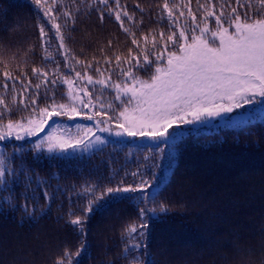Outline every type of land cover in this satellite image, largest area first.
Segmentation results:
<instances>
[{
    "label": "trees",
    "instance_id": "trees-1",
    "mask_svg": "<svg viewBox=\"0 0 264 264\" xmlns=\"http://www.w3.org/2000/svg\"><path fill=\"white\" fill-rule=\"evenodd\" d=\"M162 2L120 0V5L134 14L135 22L142 20L137 26L125 18L126 26L134 29L137 37L150 29L157 34L161 30L169 34V21L160 20L158 6ZM251 2L253 10L261 11L259 0ZM109 3L115 9V0ZM199 3L204 4L205 0ZM231 3L236 6L235 0ZM190 6L198 18L203 14L197 12V0H191ZM57 7L75 14V24L68 20L64 27L65 43L80 60L96 57L103 66V55L111 56L113 51L127 54L128 48L134 47L119 28L114 14L105 11V18L100 21L97 9L104 11L105 6L98 0L91 3L63 0L62 6ZM184 11L187 14V9ZM214 11L219 14V5ZM176 15L179 16V12ZM66 19L61 12L57 22L63 24ZM208 22L214 26L215 18H209ZM179 23L183 25L185 20L181 18ZM37 24H45L48 32L44 44L38 39ZM109 40L113 42L112 49L107 48ZM58 47L51 26L44 22L31 0H0V82L4 81V70L14 69V74L19 76L23 68L34 85L38 82L31 76L34 65L51 69L59 63L61 72L70 74L74 73L73 66L80 70L71 59L69 67H63L64 57ZM101 47L105 48L103 54ZM45 48L53 54L49 61L42 59ZM90 74L99 78L94 72ZM139 75L147 78L144 73ZM12 83L8 81L7 90L0 87V95L9 102ZM15 84L21 89L19 81ZM66 90V86L55 89L57 102L67 99L62 97ZM40 92L43 97V87ZM104 93L96 86L90 89L93 98L101 96L106 105L110 96ZM44 103L41 98V106ZM21 115L27 112L15 111L11 118ZM216 118L218 116L210 120L212 123H204L210 119L204 118L198 123L183 125L174 158L165 150L158 160L154 159L149 151L152 143L139 141V137L118 139L103 133L100 134L105 141L124 140L126 143L108 142L69 157L46 151L25 152L24 169L32 179H27L25 171L12 178L11 196L15 207L3 203L9 192L0 190V264H55L65 247L75 252L81 235L65 223V214L70 208L78 209L88 198L81 189L97 184L98 193L101 187H115L121 181L135 184L139 176L134 177L133 172L155 173L152 191L159 192L156 203H165L167 211L157 213L151 220L144 238L139 240L138 252L124 253L125 245L130 243L123 235L124 229L132 221L139 223L138 210L143 203L135 199V193L127 194L132 197L128 200L106 198L98 202L85 221L83 242L86 248L79 256V264H131L136 255L143 264L149 261L152 264H264V111L259 108L249 115L221 123ZM57 119L67 126L94 124L81 118ZM29 139L34 142L36 138ZM5 147L10 150L12 145ZM98 147L103 150L96 151ZM12 163L13 167H18L21 160L17 158ZM38 178L46 183L37 187ZM45 191L50 194L48 200L43 196ZM22 194L29 199L26 201ZM33 194L35 200L31 199ZM24 204L34 211L33 215L24 212L21 207Z\"/></svg>",
    "mask_w": 264,
    "mask_h": 264
},
{
    "label": "snow or ice",
    "instance_id": "snow-or-ice-1",
    "mask_svg": "<svg viewBox=\"0 0 264 264\" xmlns=\"http://www.w3.org/2000/svg\"><path fill=\"white\" fill-rule=\"evenodd\" d=\"M31 2L55 29L58 51L64 57L63 67L68 68L71 59L74 65L80 66V70L73 66V77L70 73H62L59 63L51 69L34 65L31 76L38 79L34 85L23 68L19 76L14 74V69L3 71L4 81L0 82V87L7 90L8 81H13L11 101H6L0 95V106H3L0 109V190L9 192V196L3 198L5 204L15 207L11 196L12 178L25 171L23 159L27 151L34 154L40 151L62 153L69 157L108 142L115 145L126 143L124 140L105 141L98 132H106L116 137H139L153 142L149 151L154 159L158 160L165 150L170 158H174L173 153L177 151L182 137V133L176 130L180 125L232 113L245 104L259 103L264 111V0H259L261 11L253 10L251 0H235V7L231 0H215V3L205 0L204 4L197 0V12L203 13L199 18L191 9V0H163L158 6L160 20L169 21V34L165 35L163 30L157 34L156 30L150 29L139 37L134 29L126 26V20L137 23V26L142 24V20L135 22L134 14L121 6L120 0H115V9L109 0H98L99 4L105 6L104 11L97 9L100 21L103 22L105 11L114 14L119 28L134 46L128 48L127 54L113 51L111 56L103 55V66L96 57L80 60L65 43L64 27L68 20L75 24V14L71 10L58 9L63 0ZM217 5L219 14L214 11ZM184 9H187V14ZM61 12L62 17L68 18L63 24L57 22ZM212 17L215 18V29L208 24ZM181 18L185 20L183 25L179 23ZM200 21L205 26L201 27ZM36 27L38 39L44 44L48 38L45 24H37ZM112 47L113 42L109 40L107 48ZM100 52L105 53V48L101 47ZM52 58L53 54L45 48L43 61ZM92 72L98 74L99 78H94L90 74ZM139 73L146 74L147 78ZM15 81L20 82L21 89H17ZM76 81L94 88L99 85L101 89H111L114 95L105 105L101 96L93 99L87 87H77ZM63 86L67 90L62 97L66 96L67 99L57 102L55 89ZM42 87L43 97L40 92ZM50 88L52 91H49ZM41 98L45 100L43 106L40 104ZM15 111L27 112V115L12 119ZM57 118H81L95 123L67 126ZM113 121H116L115 127L112 126ZM33 137L36 138L34 142L29 139ZM7 144L12 145L10 150H6ZM102 150V147L96 148V151ZM17 158L21 163L13 167L12 162ZM25 175L31 181L26 171ZM132 175L139 176L135 184L121 181L115 187H101L98 193L97 184H88L81 189L88 198L78 209L70 208L65 214V223L81 235V242L75 252L65 247L55 264H79V256L86 248L83 234L89 213L106 198L111 201L131 199L127 195L129 193L137 194L135 199L141 201L143 206L138 210L139 223L132 221L124 229L123 235L130 242L125 245L124 253L139 251V240L144 238L151 220L156 218L157 213L166 212L167 205L156 203L159 192L152 191L155 173L133 172ZM44 183L39 178L36 181L37 187ZM22 195H25L26 201L29 199L26 194ZM43 196L45 200L50 199L47 191ZM31 199H36L35 194ZM150 204L155 206L149 207ZM21 207L26 214H34L28 204ZM131 264L143 262L136 255ZM149 264L152 262L149 261Z\"/></svg>",
    "mask_w": 264,
    "mask_h": 264
},
{
    "label": "rangeland",
    "instance_id": "rangeland-1",
    "mask_svg": "<svg viewBox=\"0 0 264 264\" xmlns=\"http://www.w3.org/2000/svg\"><path fill=\"white\" fill-rule=\"evenodd\" d=\"M35 6V5H34ZM36 7V6H35ZM41 15H42V13H40ZM43 17V16H42ZM43 19H44V22H46L47 24H49L50 26H51V23L50 22H48L47 21V18H45V17H43ZM208 24H209V22H208ZM200 26L201 27H203V26H205L204 25V22L202 21V22H200ZM209 26H211L210 24H209ZM213 29H215V25L214 26H211ZM198 32H199V30L197 29V34H198ZM52 34L55 36V40H56V44H59V41H58V39H57V37H56V33H55V29H52ZM71 75L74 77L75 76V73H71ZM115 80V79H114ZM76 85H77V87H80V88H84V87H87V89L89 90V92H90V89H94V87L92 86V85H86L84 82H81V81H76ZM96 87H98L99 88V90H101V91H104L105 93V96H110V99L112 98V96L114 95V92L111 90V89H101L100 88V86L99 85H96ZM94 99V98H93ZM259 108H261V105L259 104V103H253V104H250V105H248V104H245V105H242V107L241 108H239V109H234L233 110V112L232 113H227V114H222L221 116H218V118H216V120H218V122L219 123H221V122H223V121H226V120H228L227 119V117H231V118H234V117H238V116H246V115H249V114H251V113H253V112H255V111H257ZM207 118H210L209 120H207V121H205L204 123H212V121H210L211 119H213L214 117H207ZM84 122L86 121H88V120H85V119H82ZM202 120H204V119H202ZM216 120H214V121H216ZM94 122V121H93ZM198 122H200V121H196V123H198ZM95 123V122H94ZM115 123H116V121H113L112 122V126L113 127H115ZM182 126L183 125H180V127L178 128V129H176L178 132H180L181 130H182ZM101 132H99L98 134L99 135H101L100 134ZM103 134H105V135H107L108 137H115V138H122V139H127V138H125V137H116V136H114V135H111V134H109V133H106V132H102ZM143 141V142H147L148 140H146V139H141V138H139V141ZM148 142H150V143H153V142H151V141H148ZM77 153H80V152H77ZM57 154H62V153H57ZM62 155H64V154H62Z\"/></svg>",
    "mask_w": 264,
    "mask_h": 264
}]
</instances>
